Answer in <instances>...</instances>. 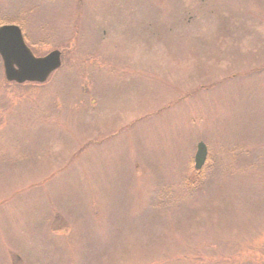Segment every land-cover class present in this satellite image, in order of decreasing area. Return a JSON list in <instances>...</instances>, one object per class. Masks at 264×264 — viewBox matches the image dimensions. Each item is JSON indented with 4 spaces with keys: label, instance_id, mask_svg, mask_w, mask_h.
I'll list each match as a JSON object with an SVG mask.
<instances>
[{
    "label": "rangeland",
    "instance_id": "rangeland-1",
    "mask_svg": "<svg viewBox=\"0 0 264 264\" xmlns=\"http://www.w3.org/2000/svg\"><path fill=\"white\" fill-rule=\"evenodd\" d=\"M0 18L61 53L42 84L0 59V264H264V0H0Z\"/></svg>",
    "mask_w": 264,
    "mask_h": 264
},
{
    "label": "water",
    "instance_id": "water-1",
    "mask_svg": "<svg viewBox=\"0 0 264 264\" xmlns=\"http://www.w3.org/2000/svg\"><path fill=\"white\" fill-rule=\"evenodd\" d=\"M61 53L52 50L35 56L25 43L21 28L16 24H0V59L4 78L18 84L43 83L61 65ZM207 158V147L198 142L194 154V168L200 170Z\"/></svg>",
    "mask_w": 264,
    "mask_h": 264
},
{
    "label": "trees",
    "instance_id": "trees-1",
    "mask_svg": "<svg viewBox=\"0 0 264 264\" xmlns=\"http://www.w3.org/2000/svg\"><path fill=\"white\" fill-rule=\"evenodd\" d=\"M14 23H17L21 26V28L23 29L24 28V22L22 20H13ZM0 22L1 23H7V22H10V21H7V20H4L3 18H0ZM27 84H32V83H29L27 82ZM33 84H37V83H33ZM199 179L197 180V186H199V184L201 183L202 181V169L199 170ZM186 182V181H185Z\"/></svg>",
    "mask_w": 264,
    "mask_h": 264
}]
</instances>
